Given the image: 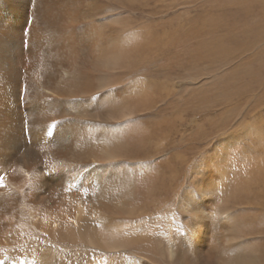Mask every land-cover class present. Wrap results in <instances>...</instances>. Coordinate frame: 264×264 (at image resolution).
Listing matches in <instances>:
<instances>
[{
  "label": "bare ground",
  "instance_id": "obj_1",
  "mask_svg": "<svg viewBox=\"0 0 264 264\" xmlns=\"http://www.w3.org/2000/svg\"><path fill=\"white\" fill-rule=\"evenodd\" d=\"M177 1L171 0L177 8L163 18L164 0H0V264H150L126 254L69 261L53 248L66 241L83 251L105 247L111 253L130 241L148 243L144 227L132 224L124 232V220L147 184L137 189L121 162L118 130L106 121L137 117L128 132L134 146L164 147L163 138L154 142L151 132L168 126L162 111L178 117L177 97L169 98L176 82L151 83L131 74L159 60L167 64L166 53L168 63L177 65ZM185 19L191 23V14ZM214 96L218 100L223 93ZM149 112L157 117L149 118ZM243 123L228 137L253 131L264 140V129ZM152 174L150 200L162 186ZM209 176H200L198 189H187L180 199L191 216L185 254L179 255L174 235L167 251L161 246L160 253L179 264L239 260L231 251V213L211 211L216 189ZM236 194L241 200V188Z\"/></svg>",
  "mask_w": 264,
  "mask_h": 264
},
{
  "label": "rangeland",
  "instance_id": "obj_2",
  "mask_svg": "<svg viewBox=\"0 0 264 264\" xmlns=\"http://www.w3.org/2000/svg\"><path fill=\"white\" fill-rule=\"evenodd\" d=\"M170 2L164 0V11L168 15L163 18L170 17L177 8ZM177 2L181 19L177 65L168 63L169 53H166L167 64L159 60L157 66L149 65L131 74L151 83L176 82V94H170L169 98L177 97L175 107L179 115L177 118L168 116L170 109L162 111L163 104L160 110L168 117L169 124L164 132L156 129L151 132L154 142L163 138L164 147L134 146L128 132L131 120L139 122L137 117L125 122L116 117L106 121L113 131L118 130L125 156L121 162L130 169L137 189L143 182L151 188L153 178L150 179L149 173L152 172L162 183L155 190L154 200L147 197L148 188L142 187L129 211L131 214L124 220L128 224L124 229L126 233L131 231L132 224V227H144L149 233L148 243L142 238L130 241L121 251L113 249L108 253L105 247L83 251L66 241L57 242L53 250L59 256L69 255V261L73 258L72 261H84L96 256L111 260L126 254L149 260L150 264H179L168 258V254H161V246L167 251L168 238L174 235L182 247L179 255L185 254V233L191 216L188 217L180 205V199L187 189H198L202 176L211 175L210 185L216 189L211 211H227L232 215L229 232L234 238L232 247L235 250L231 251L239 260L228 263L264 264V140L255 139L253 131L241 138L227 135L243 122L258 130L264 129V0ZM189 14L191 23L185 19ZM137 16L135 14L134 18ZM190 28L192 36L187 33ZM216 91L223 93V97L214 100ZM153 113L149 112V118L157 117ZM173 152L178 155L176 160ZM239 188L241 200L236 194ZM196 201L202 204L205 198ZM161 235L165 238L161 239ZM132 237L137 238V235Z\"/></svg>",
  "mask_w": 264,
  "mask_h": 264
},
{
  "label": "snow or ice",
  "instance_id": "obj_3",
  "mask_svg": "<svg viewBox=\"0 0 264 264\" xmlns=\"http://www.w3.org/2000/svg\"><path fill=\"white\" fill-rule=\"evenodd\" d=\"M3 178V175H0V188L4 187Z\"/></svg>",
  "mask_w": 264,
  "mask_h": 264
}]
</instances>
